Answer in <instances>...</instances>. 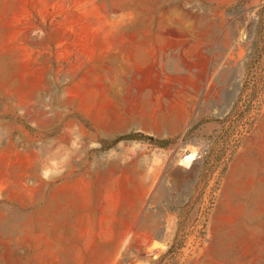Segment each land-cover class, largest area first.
Returning a JSON list of instances; mask_svg holds the SVG:
<instances>
[{"label":"rangeland","instance_id":"374dc122","mask_svg":"<svg viewBox=\"0 0 264 264\" xmlns=\"http://www.w3.org/2000/svg\"><path fill=\"white\" fill-rule=\"evenodd\" d=\"M0 264H264V0H0Z\"/></svg>","mask_w":264,"mask_h":264},{"label":"trees","instance_id":"16d2710c","mask_svg":"<svg viewBox=\"0 0 264 264\" xmlns=\"http://www.w3.org/2000/svg\"><path fill=\"white\" fill-rule=\"evenodd\" d=\"M129 140L148 141V142H151V143H154V144H159L162 147H166L167 143H169L168 141L167 142L159 141V140H156L152 136H146L144 134L138 133V134H134V135H128V136L119 137L118 139H116L114 141L113 145L119 144L120 142H123V141H129Z\"/></svg>","mask_w":264,"mask_h":264},{"label":"crops","instance_id":"0c3cea01","mask_svg":"<svg viewBox=\"0 0 264 264\" xmlns=\"http://www.w3.org/2000/svg\"><path fill=\"white\" fill-rule=\"evenodd\" d=\"M219 6H232L236 5L239 0H209Z\"/></svg>","mask_w":264,"mask_h":264}]
</instances>
